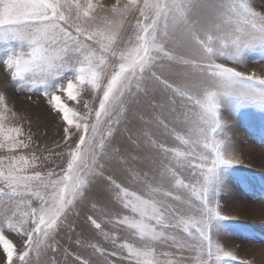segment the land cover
<instances>
[{
	"label": "snow or ice",
	"instance_id": "6c2138e0",
	"mask_svg": "<svg viewBox=\"0 0 264 264\" xmlns=\"http://www.w3.org/2000/svg\"><path fill=\"white\" fill-rule=\"evenodd\" d=\"M253 57L264 62L255 0H0V66L18 90L41 92L66 145L60 165L39 170L0 91V264H93L96 253L106 264L236 262L214 237L248 226L221 213L219 196L227 177L245 187L254 178L240 171L221 109L264 142V74L238 70ZM85 86L86 111L62 100L78 101ZM118 132L130 147L112 146ZM99 198L105 221L131 242L113 238L107 251L81 233L75 249L64 246L61 229L70 241L75 232L69 215ZM87 222L109 238L94 214Z\"/></svg>",
	"mask_w": 264,
	"mask_h": 264
},
{
	"label": "rangeland",
	"instance_id": "374dc122",
	"mask_svg": "<svg viewBox=\"0 0 264 264\" xmlns=\"http://www.w3.org/2000/svg\"><path fill=\"white\" fill-rule=\"evenodd\" d=\"M101 3V0H99ZM255 6L259 10L264 6V0H255ZM131 19L129 20V24ZM127 34L130 27H126ZM224 62V61H219ZM238 70L246 72H256L264 74V62L257 61L255 57L249 59ZM167 75V73H165ZM66 84V81H64ZM0 91L4 92L7 97L8 105L17 113L18 119L14 123L20 124L25 136L22 139L31 137L30 147L24 151L27 154L35 153L40 157L39 170L46 171L54 165H60L61 159L56 155L66 148L64 140V123L57 113L52 111L47 103L46 98L39 91L28 92L18 90L15 83L11 81L7 70L0 66ZM62 100L70 107L84 112L85 102L93 106V94L85 86L81 92L78 101L67 100L62 95ZM84 102V104H83ZM249 111H255L249 109ZM221 116L227 122L226 133L231 138L232 150L240 155L243 164L246 167L240 169L241 172L253 177L252 183L245 187L241 185L234 177H227L224 188L219 196L220 211L223 215L233 216L247 228L226 227L222 232L214 237L218 239L226 250H232L238 257L236 262L229 264H239V260L252 261L253 264H264V142L261 141L257 132L250 129L241 119L240 115L235 112L231 106H225L221 109ZM75 139V137H73ZM169 146L174 141H167ZM113 147H130L127 135L118 132L112 142ZM4 153H0L3 155ZM47 158V159H45ZM115 175L121 178V174L116 172ZM35 205V201H33ZM105 200L99 198L96 209L92 208L91 202L78 204L68 217L69 223L74 222L75 232L71 234V241L68 237L66 228L61 229L60 239L64 246H71L75 249L77 246L74 241L78 234L83 233L85 237L93 236V243H98L107 251L115 249L113 238L116 244L123 243L125 239L131 242V237L127 230L122 227L116 228L108 224L104 218ZM111 207V206H109ZM119 209H117L118 211ZM94 214L98 222L103 224L104 231L109 233V238L105 239L103 233L97 232L89 222L87 216ZM227 223V222H225ZM21 246V238L13 235L12 237ZM118 250V249H117ZM166 251L167 249H160ZM2 251V250H0ZM81 253L88 255L92 249H80ZM93 264H106L107 257L96 253L91 257ZM110 259L116 260L115 257ZM117 264H127V261H117Z\"/></svg>",
	"mask_w": 264,
	"mask_h": 264
},
{
	"label": "bare ground",
	"instance_id": "6f19581e",
	"mask_svg": "<svg viewBox=\"0 0 264 264\" xmlns=\"http://www.w3.org/2000/svg\"><path fill=\"white\" fill-rule=\"evenodd\" d=\"M115 2V0H101V4H103L105 7H108V6H110L112 3H114ZM131 19V18H130ZM127 31L128 30H126L125 29V33H124V35H127ZM88 103H89V101H88ZM83 104H84V102H83Z\"/></svg>",
	"mask_w": 264,
	"mask_h": 264
}]
</instances>
